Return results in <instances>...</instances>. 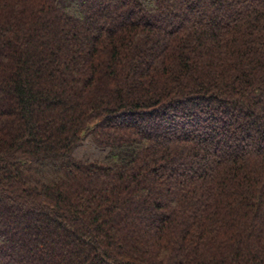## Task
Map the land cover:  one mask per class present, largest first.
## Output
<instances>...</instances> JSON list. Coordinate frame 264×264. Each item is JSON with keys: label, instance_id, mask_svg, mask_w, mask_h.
Returning a JSON list of instances; mask_svg holds the SVG:
<instances>
[{"label": "trees", "instance_id": "trees-1", "mask_svg": "<svg viewBox=\"0 0 264 264\" xmlns=\"http://www.w3.org/2000/svg\"><path fill=\"white\" fill-rule=\"evenodd\" d=\"M18 263L264 264V0H0Z\"/></svg>", "mask_w": 264, "mask_h": 264}, {"label": "rangeland", "instance_id": "rangeland-1", "mask_svg": "<svg viewBox=\"0 0 264 264\" xmlns=\"http://www.w3.org/2000/svg\"><path fill=\"white\" fill-rule=\"evenodd\" d=\"M27 216V215H26ZM36 215H28L27 217H30V218H32V217H35ZM26 246H28V244L26 245ZM27 248V247H26ZM24 260H26L25 258H24ZM19 264V263H18Z\"/></svg>", "mask_w": 264, "mask_h": 264}]
</instances>
